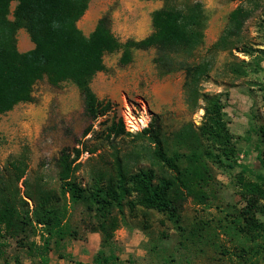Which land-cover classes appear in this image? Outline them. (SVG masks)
I'll list each match as a JSON object with an SVG mask.
<instances>
[{
    "label": "rangeland",
    "instance_id": "obj_1",
    "mask_svg": "<svg viewBox=\"0 0 264 264\" xmlns=\"http://www.w3.org/2000/svg\"><path fill=\"white\" fill-rule=\"evenodd\" d=\"M169 1L181 7L201 2L206 17L204 39L195 54L211 64L208 76L200 82L201 88L206 92L229 93L232 86H238V101L230 103L229 97L224 108L225 118L235 136L241 163L256 162V149L264 154V139L260 141L254 130L247 135L246 130L264 122V71L253 69L256 60L264 69V0L246 21L241 42L225 50L211 47L238 1ZM163 3L164 0H106L105 3L91 0L89 11L97 10L100 15L109 13L113 33L124 41L148 35L152 30L151 20H148L150 10ZM85 23L86 20H78L77 25L86 33ZM244 46L249 54L242 52ZM259 49L263 51L257 52ZM153 56V48L136 49L132 61L125 66L118 65L119 53L104 56L106 69L95 74L90 86L97 98L110 102L112 108L93 121L84 116L82 97L75 84L64 81L51 86L45 79L37 81L32 93L34 101L18 103L0 116V198L6 196L20 213L33 207V202L23 196L25 192L36 199L52 194V201L59 199L62 203L55 161L63 150H81L78 160L82 165L75 172L76 181L81 185L90 183L95 174L103 178L113 173L114 156L132 150L139 141L135 133L143 129L134 132L127 129L125 119L130 118L129 114L138 118L146 113L148 124H159L161 132L168 137L183 124L198 126L203 102L199 101L194 109L186 104L184 72L160 75ZM240 60L251 65L244 66ZM233 67H240V73L234 72ZM113 118L123 122L124 132L120 135L110 130ZM87 128L89 132L84 135ZM20 161L25 162L26 170L23 178L16 182L14 166ZM130 165L136 170L148 164L131 160ZM212 174L206 202L185 200L178 224L162 213L147 211L144 226L141 214L134 216L126 212V218L119 220L120 224L112 232L106 254L113 252L120 258V264H264V224L257 240L250 241L245 234H235L229 227L230 214L237 213L242 203L224 169L214 165ZM249 175L255 178L253 172ZM65 202L67 211L62 223L70 234L64 242L87 241L97 218L80 204L73 205L67 199ZM258 219L264 223V217L258 215ZM43 238L45 230L35 222L16 236L0 238V264H70L74 260L72 256L61 260L62 242L56 248L50 243L47 252L42 250Z\"/></svg>",
    "mask_w": 264,
    "mask_h": 264
},
{
    "label": "trees",
    "instance_id": "obj_2",
    "mask_svg": "<svg viewBox=\"0 0 264 264\" xmlns=\"http://www.w3.org/2000/svg\"><path fill=\"white\" fill-rule=\"evenodd\" d=\"M12 1L16 5L11 11ZM230 1L239 4L229 12L227 23L211 49L237 47L246 21L259 9L261 0ZM88 3L89 0H0V116L18 103L34 101L33 87L45 79L51 86L64 81L75 84L82 97L84 116L87 120H96L112 108L110 102L99 100L90 86L95 74L106 69L104 56L119 53L118 65L125 66L132 61L134 50L153 48V63L160 75L184 72L185 102L191 109L199 101L203 102L202 120L198 126L183 124L171 137L161 132L159 124L150 122L135 133L139 141L132 150L114 156L113 173L103 178L95 174L85 185L75 178V172L82 165L78 160L81 150L61 151L55 162L63 202L52 201V194L36 199L25 192L23 196L33 202V207L20 213L6 196L0 198V238L16 236L35 222L45 230L42 250L49 251L50 243L56 248L70 234L62 223L67 199L97 218L93 232H99L100 243L92 264H120V258L111 251L106 254L105 248L109 247L119 220L126 218V212L134 216L141 214L144 226L147 211L162 213L178 224L185 200L206 202L215 165L229 174L242 203L237 213L230 214V229L235 234H245L250 241L257 240L264 224L258 219V215L264 217V154L256 149L255 163H241L235 136L225 118L229 93L206 92L201 88L200 82L211 68L206 58L199 59L195 54L204 39L206 17L201 2L181 7L164 0L163 5L151 12V32L141 39L124 41L113 33L109 13L97 19L88 35L83 33L77 22ZM20 27L25 28L34 43L25 52H19L16 46V32ZM242 52L250 53L245 46ZM240 61L244 66L251 65ZM253 65L254 71H264L258 60ZM232 70L239 74L241 68ZM110 130L115 135L122 134V120L113 118ZM251 131L262 141L264 122L250 126L246 134ZM88 132L89 128L85 129L84 135ZM131 160L146 161L148 165L133 170ZM14 167L17 172L13 175L18 182L24 176L26 164L20 161ZM251 172L255 174L254 179L249 177ZM21 200L28 205L23 197ZM255 252L256 249L252 254ZM59 257L65 256L60 253ZM73 264L87 263L73 260Z\"/></svg>",
    "mask_w": 264,
    "mask_h": 264
},
{
    "label": "crops",
    "instance_id": "obj_3",
    "mask_svg": "<svg viewBox=\"0 0 264 264\" xmlns=\"http://www.w3.org/2000/svg\"><path fill=\"white\" fill-rule=\"evenodd\" d=\"M101 3H105L106 0H100ZM16 5V1H12L11 5H10V10L12 11L13 8ZM91 6V0H89L88 3V8L86 9L85 13L83 14V16L79 19V20H86L85 23V28L86 29V33L85 30L83 31L84 34L88 35L94 28L97 19L101 16L99 14V12L97 10L95 11H89V8ZM159 8V6L152 8L150 10V14L151 12L156 9ZM9 18H12V15H9ZM91 20H95L93 23ZM148 20H151L150 15H148ZM143 37H136L134 39H141ZM16 46L19 52H25L28 51L30 49H32L34 47V43L30 40L29 35L27 33V31L25 30V28L20 27L17 29L16 32ZM100 73V72H98ZM238 94H239V88L238 86H232L229 89V97H230V103H234L235 101H238ZM244 96H241V99ZM247 99L248 97L245 96ZM245 101V99H244ZM242 156V155H240ZM251 163V162H249ZM248 163V165H249ZM255 162H252L251 164H253ZM87 241H81L78 240L77 242H64L62 241V249H64V256H72V259H74V261H79L82 263H87V264H91V259L93 257V255L96 253V251L99 248V240H100V236L98 232H91L88 234L87 237ZM84 249H86L87 251H85ZM66 254V255H65ZM61 258V257H60ZM65 257H62V259H64ZM70 264H73V261L70 262Z\"/></svg>",
    "mask_w": 264,
    "mask_h": 264
},
{
    "label": "built area",
    "instance_id": "obj_4",
    "mask_svg": "<svg viewBox=\"0 0 264 264\" xmlns=\"http://www.w3.org/2000/svg\"><path fill=\"white\" fill-rule=\"evenodd\" d=\"M129 116L130 118L126 117L125 120H126L127 129L132 132L140 130L141 128L146 127L148 124L149 118L146 113L141 114L138 118H135L130 114Z\"/></svg>",
    "mask_w": 264,
    "mask_h": 264
}]
</instances>
